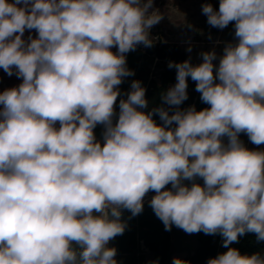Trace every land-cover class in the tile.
Masks as SVG:
<instances>
[{
	"label": "clouds",
	"instance_id": "obj_1",
	"mask_svg": "<svg viewBox=\"0 0 264 264\" xmlns=\"http://www.w3.org/2000/svg\"><path fill=\"white\" fill-rule=\"evenodd\" d=\"M201 13L232 39L197 62L185 41L152 103L121 85L127 54L157 41L154 0H0V70L20 81L0 90V264H119L110 242L146 199L165 231L221 237L206 264H264L232 247L264 242V0ZM189 80L205 107L184 106Z\"/></svg>",
	"mask_w": 264,
	"mask_h": 264
},
{
	"label": "trees",
	"instance_id": "obj_2",
	"mask_svg": "<svg viewBox=\"0 0 264 264\" xmlns=\"http://www.w3.org/2000/svg\"><path fill=\"white\" fill-rule=\"evenodd\" d=\"M201 1L205 2V0ZM210 2L218 7V0H210ZM225 30L232 36L231 25ZM152 36L154 40L157 39L154 47L138 46L136 51L127 54L128 67L135 71V76L128 78L121 88L127 90L132 79L141 80L147 88L149 101L158 103L160 92L175 82V70L167 67L168 62H181L188 58L189 53L177 42L162 40L156 35ZM194 89V82L189 80V99L184 106L195 104L198 109H201L206 105L201 103L200 94ZM101 130L98 126L96 129L98 136ZM241 139L247 146L251 144L246 135L241 134ZM129 215L125 212V219ZM175 232L174 228L171 231L164 230V225L154 215L146 200L143 213L129 220L125 233L111 241L110 246L116 247V259L119 264H154L157 260L159 264H172L173 257L189 261L190 264H206L210 257L226 251L221 246L219 235L194 234V242L190 246L182 244L183 233L174 238ZM232 247L238 248L242 254H251L264 250V242L257 243L254 234H247Z\"/></svg>",
	"mask_w": 264,
	"mask_h": 264
},
{
	"label": "rangeland",
	"instance_id": "obj_3",
	"mask_svg": "<svg viewBox=\"0 0 264 264\" xmlns=\"http://www.w3.org/2000/svg\"><path fill=\"white\" fill-rule=\"evenodd\" d=\"M155 7L159 9L165 18L151 29V35L160 36L162 40L174 41L182 45L186 49L185 41L191 39L194 48L191 53L193 62L198 61V53L209 50L213 46V41L219 39L228 41L232 36L228 35L226 30L210 28L206 23V17L201 13V0H154ZM192 24L198 31H203V35L199 32L189 30L185 27L186 24ZM211 33L212 40L208 39V34ZM27 36V33L25 34ZM220 47L217 48L219 52ZM20 81L15 77H8L3 70H0V90L7 87H12L19 84ZM249 148L255 146L250 144ZM264 147V146H261ZM147 200V199H146ZM176 231L174 238L184 234L182 244L190 245L194 242V234H186L175 226Z\"/></svg>",
	"mask_w": 264,
	"mask_h": 264
}]
</instances>
